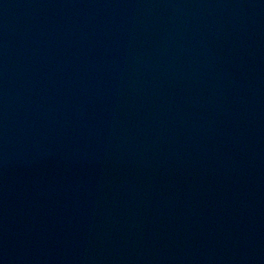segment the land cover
Listing matches in <instances>:
<instances>
[{
  "label": "water",
  "instance_id": "obj_1",
  "mask_svg": "<svg viewBox=\"0 0 264 264\" xmlns=\"http://www.w3.org/2000/svg\"><path fill=\"white\" fill-rule=\"evenodd\" d=\"M0 264H264V21L150 147Z\"/></svg>",
  "mask_w": 264,
  "mask_h": 264
}]
</instances>
